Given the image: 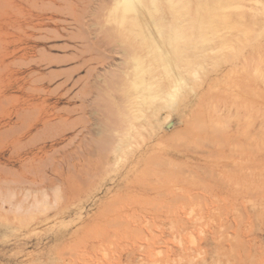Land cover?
<instances>
[{
  "label": "rangeland",
  "instance_id": "obj_1",
  "mask_svg": "<svg viewBox=\"0 0 264 264\" xmlns=\"http://www.w3.org/2000/svg\"><path fill=\"white\" fill-rule=\"evenodd\" d=\"M43 1L0 0V264H264V0L152 5L165 11V92L151 99L145 130L133 122L126 150L130 130L112 107L108 117L72 112L87 69L67 95L57 88L75 62L48 58L71 60L76 26L67 37L61 26L25 28L50 24L48 9L70 21L81 0ZM17 21L27 32L9 60ZM31 104L50 113L35 118ZM141 136L150 163L134 169Z\"/></svg>",
  "mask_w": 264,
  "mask_h": 264
},
{
  "label": "bare ground",
  "instance_id": "obj_2",
  "mask_svg": "<svg viewBox=\"0 0 264 264\" xmlns=\"http://www.w3.org/2000/svg\"><path fill=\"white\" fill-rule=\"evenodd\" d=\"M64 1L67 2V0H64ZM156 1L157 0H81L82 5L79 4V1H78V4L72 5L73 8L69 7L68 10H70V12H68V16H70V21L67 20V17H64L65 19H61L63 17L62 16L63 14L60 15L62 13L61 11H58L56 9L47 10L43 8L47 10V12L49 13L48 19L51 20L50 24L40 23L37 26L36 25L32 26V24L25 25V28H27V31H29L28 29H30L33 31L37 30L39 32L44 31V30L47 31L48 28L53 27V29L56 30V32L55 30H53L55 33L51 31L50 29H49L50 32L49 30L47 32L50 34L54 33L55 35L57 32L58 33L61 32L58 26H61L63 28V29L61 28L62 30L65 29L63 34L65 33L66 29H68L67 27L71 26V24H74L72 25L73 28H75L74 26H76L75 29L77 33L73 32V34L74 35L76 34V35L74 37V35L72 34L73 35L72 38H74L73 40H79L80 49L78 48L76 50H73V53L71 54H74V55L70 54V58L72 57L71 60H68L69 58L68 59L64 58V60L48 58L49 61L51 62V63L49 62L48 64L47 58L46 59L43 58V59L46 61L48 65L53 64V63L55 64V62L56 63L58 62L57 64L61 63L59 61H62V62L64 61L63 63L69 62V61L75 62V63L73 62L75 66L71 68L70 73H69V70L64 71V73L66 72V75L64 73H61L65 76V79L63 80V82H61L60 84L61 86H59V84L57 86V88L59 89L60 87L65 86L63 88V91L66 90V92L64 93L66 95L73 89V87L76 86L77 82H80V81H77L73 83V79H74L73 74L80 70L81 72H84V70L87 69L86 70L87 77L85 78V80L83 79V85L81 87L82 89L80 88L81 94L77 95L79 92L76 94L77 97L80 99L78 100L81 101L82 104L78 107L80 109L72 110V112H79L83 116L86 115L87 112L89 111H90V113H88L89 115H92V114L95 115V113L99 112L98 114L104 113L103 116L108 117L110 116L109 109L110 107H112V110L113 109L115 110L114 113L117 116L122 115L126 118L122 120L120 119V116H119L118 117L119 123L123 124L124 122L125 124H123V126L126 125L125 127H127L125 129H128L130 131L132 130V132L135 133V134H132L130 133V131L125 132L127 133L126 140H123V141L121 140V144L125 150L133 145L132 139H135L137 135L135 131L136 129H138V126L134 124L133 122L136 121L137 119H138L137 122L140 121L141 118L144 119L145 122L143 121L141 126L144 128L143 130H145V128H147L146 127L147 126L146 120L148 116L147 112L150 110L149 106H151V102H150L151 99L154 100L157 97L158 99L159 98L162 99L164 92H165V85L163 82V78H165L164 74H166L164 69L167 70L166 66H164V64L167 63L165 59L166 56H165V46H164L166 44L165 38H164L165 11H163L162 9H156V8L154 9L152 7V5ZM42 2L44 1L42 0ZM66 5H68V3ZM45 10H38L39 12L42 11L40 12V14L37 15L39 19L44 18V15H46ZM27 16L28 15H26V18ZM34 17L32 16L31 18H34ZM38 18H36V20ZM30 22L32 23V21ZM98 25L102 26L101 28H98V30L101 29L100 31L97 30ZM15 30L16 31L18 30V33L16 32L17 35L15 36V40L12 39V33L9 30H7L6 32V42H5L4 52H6V56L9 60L11 59V57L14 55L15 52L16 53L19 52L20 49L18 48V46L22 42V35L27 32L24 29V26L20 21H17ZM58 33L57 35H59ZM29 37H26V38H29ZM64 48H69V46H66ZM72 49H75V48H72ZM154 54H155L156 59L153 58ZM53 60L54 62L52 63ZM16 61L19 64V62L22 60L19 59ZM10 63L12 64V61L9 62L8 65L6 64L7 71H8L7 81L9 85H11V73H10L11 64ZM78 66H79V69L77 68ZM153 66H155L156 68L157 67L159 68L158 72L162 69V71L158 74V78H159L158 82L155 79L157 75L155 76L153 75L154 74L153 72L156 69ZM73 68L74 70L76 68V70L73 71ZM82 68L84 69L82 70ZM163 71H164V74H163ZM61 74H56L53 77L55 79L59 78L60 76H62ZM57 75H60V76L58 77ZM53 77L49 78L50 81L54 79ZM80 79L82 80V78ZM80 79L78 78L77 80H80ZM38 80L39 79L34 80L33 83L38 82L37 89H41L39 90L40 93L41 91L45 92V90H43V88L46 85V83L44 82L45 79L44 80L41 79L40 81ZM17 85H18L19 90L23 89L22 85H19V84ZM29 89L28 87L26 88V90H29ZM21 100H22V97L19 96L18 102H21ZM100 101H105V104L103 106L100 105L99 103ZM90 108L92 109V113H91V110H89ZM31 109H32V112H35L36 114L34 115L35 118L37 116L38 119H41V117L48 114V112L50 111V109L48 111L45 105H38V104H31ZM28 111L30 110L28 109ZM28 111L24 112V114L26 113L27 115L30 114L31 111L30 112ZM107 112L109 113L108 116L106 115ZM70 113L71 111L67 113L68 116L66 118H63L64 117L63 115H59L58 116L59 121L62 119L60 122L63 123L64 120L65 122L69 120ZM20 114L18 115V117H22V115L24 116L23 113L22 115ZM32 116L33 115H31V117ZM115 119L117 118L115 117ZM47 120L44 122L47 123L48 122ZM45 123H43L44 126H45ZM65 124L62 126V129L63 128L68 129V125L71 126V124H68V125L67 123ZM115 124L119 125L116 122L114 123V125ZM48 126H47V129L49 128ZM70 128L72 129V127ZM84 128L87 129L86 124H84ZM139 130H141V128ZM146 136L148 135L146 134ZM142 138L144 137L141 136V143L142 141L143 143L141 144V150L138 152L139 154L138 159H135L131 163V166L134 169H137L141 165H147L150 163L149 158H148L149 162L146 159L147 157L145 158L146 160L143 159L145 157V154L149 151V143L147 140H142ZM39 165L41 166L42 164H39ZM44 167H45V164H44ZM35 168H37V166H35Z\"/></svg>",
  "mask_w": 264,
  "mask_h": 264
}]
</instances>
